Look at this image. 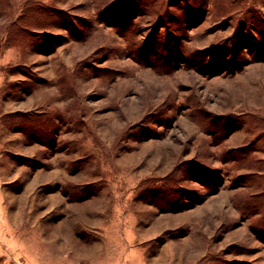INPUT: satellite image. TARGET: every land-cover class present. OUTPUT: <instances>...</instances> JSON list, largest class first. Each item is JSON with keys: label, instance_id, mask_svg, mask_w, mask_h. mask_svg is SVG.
I'll list each match as a JSON object with an SVG mask.
<instances>
[{"label": "rangeland", "instance_id": "374dc122", "mask_svg": "<svg viewBox=\"0 0 264 264\" xmlns=\"http://www.w3.org/2000/svg\"><path fill=\"white\" fill-rule=\"evenodd\" d=\"M0 264H264V0H0Z\"/></svg>", "mask_w": 264, "mask_h": 264}]
</instances>
